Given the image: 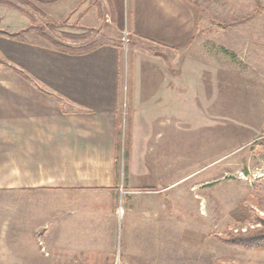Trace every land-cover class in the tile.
I'll return each mask as SVG.
<instances>
[{
    "label": "crops",
    "instance_id": "crops-1",
    "mask_svg": "<svg viewBox=\"0 0 264 264\" xmlns=\"http://www.w3.org/2000/svg\"><path fill=\"white\" fill-rule=\"evenodd\" d=\"M27 1L47 18L78 17L83 27L103 13L96 8L91 16L82 0ZM104 3L109 24L130 33L129 74L128 50L116 37L93 40L98 47L79 55L29 31L0 37V264H163L162 236L169 227L178 234V226L182 235L183 213L178 219L173 207L184 208L175 186L184 177L169 183L167 156L144 148L159 128L177 137L184 110L199 106L192 83L200 68L188 54L195 9L187 0ZM127 104L123 185L118 136ZM136 135L144 146L137 164ZM110 236H126L121 251Z\"/></svg>",
    "mask_w": 264,
    "mask_h": 264
},
{
    "label": "rangeland",
    "instance_id": "rangeland-1",
    "mask_svg": "<svg viewBox=\"0 0 264 264\" xmlns=\"http://www.w3.org/2000/svg\"><path fill=\"white\" fill-rule=\"evenodd\" d=\"M0 1L8 4L0 6V29H23L32 22V16L35 25L45 24L47 36L63 44L83 45L93 40L103 41L107 36L121 39L123 27H126L109 24V17L104 16L108 10L102 7L105 0H82L83 8L91 11V16L95 15L96 8L103 13L102 20L96 24L91 19V22L86 20L88 26L85 28L91 38L76 45L64 35L85 31L47 24L66 19L68 24L79 25L78 17L56 21L18 0ZM187 1L199 18L195 42L188 50L200 68L199 79L192 83L199 94L194 98L199 106L193 112L184 110L182 126L178 125L177 132L174 131L177 137H171L170 128H159L161 136L157 139L153 136L151 144L144 148L149 156L154 157L160 150L167 156L169 183L181 175L184 177L175 185L178 190L183 189L184 208L181 204L173 207L178 219L183 213V232L181 235L178 226V234H175L169 227L168 236H162L163 264H264V252L226 246L214 237L223 236L239 226L230 217L239 203L244 202L251 212V220L255 214L264 216V0ZM35 34L32 30L28 35ZM123 49L128 50L129 74L130 53L128 47ZM128 122L127 104L120 112L118 136L119 173L123 185ZM135 128V132L143 130L139 125ZM148 129L146 133L151 130ZM175 138L177 140L172 142ZM143 147L136 135L131 149L132 161H138ZM174 193L175 190L169 191L168 196ZM251 223L246 222L242 227L252 226ZM135 237L140 240L146 236ZM110 238L115 240L117 252L121 251L126 236ZM142 250L146 251V247Z\"/></svg>",
    "mask_w": 264,
    "mask_h": 264
},
{
    "label": "trees",
    "instance_id": "trees-1",
    "mask_svg": "<svg viewBox=\"0 0 264 264\" xmlns=\"http://www.w3.org/2000/svg\"><path fill=\"white\" fill-rule=\"evenodd\" d=\"M24 3L26 6L37 12L38 14L44 16V14L38 10L34 5L26 0H18ZM0 6H8L7 3L0 1ZM14 7V6H13ZM28 15L27 13H23ZM29 16V15H28ZM32 22L25 28L17 31L11 32L7 29H0V37L9 38V39H18L25 35L28 31L33 30L37 36L41 39L50 43L56 50L67 53V54H84L90 50L98 47L97 41H91L85 43L83 45H69L63 44L61 42H55L45 33V24L43 25H35L33 23V17H30ZM198 13L196 14V24L198 25ZM47 25H52L54 27H62V26H70L71 28H77L85 31L82 34H68L64 35L67 41L71 43H83L91 38L88 29L78 25L77 23L68 24L66 19L63 22H48ZM19 74L23 77L25 75L21 72ZM264 144V142H263ZM231 219L239 226L236 227L237 231L234 232L229 230L225 235H214L215 239L223 245L238 247L244 250H253L258 252H264V216H260L258 214L254 215V219L251 220V212L244 206L243 203H239L234 210L230 212ZM252 222L251 225L253 227H246L244 232L241 231L242 226L245 225L246 222Z\"/></svg>",
    "mask_w": 264,
    "mask_h": 264
},
{
    "label": "built area",
    "instance_id": "built-area-1",
    "mask_svg": "<svg viewBox=\"0 0 264 264\" xmlns=\"http://www.w3.org/2000/svg\"><path fill=\"white\" fill-rule=\"evenodd\" d=\"M108 21H109V19L106 20V22H108ZM124 26H126V25H124ZM130 37H131V36H130V33H129L127 27H123V30H122V37H121L120 40H121V44H122V46H123L124 48L127 47L128 43H129V40H130ZM250 227H253V226H250ZM245 230H246V227L241 228V231H242V232H244ZM232 231L236 232L237 229L235 228V229H233Z\"/></svg>",
    "mask_w": 264,
    "mask_h": 264
}]
</instances>
